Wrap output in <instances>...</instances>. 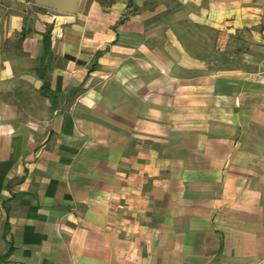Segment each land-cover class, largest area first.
<instances>
[{
    "label": "crops",
    "instance_id": "crops-1",
    "mask_svg": "<svg viewBox=\"0 0 264 264\" xmlns=\"http://www.w3.org/2000/svg\"><path fill=\"white\" fill-rule=\"evenodd\" d=\"M61 13L0 0V264H264V0Z\"/></svg>",
    "mask_w": 264,
    "mask_h": 264
},
{
    "label": "rangeland",
    "instance_id": "rangeland-1",
    "mask_svg": "<svg viewBox=\"0 0 264 264\" xmlns=\"http://www.w3.org/2000/svg\"><path fill=\"white\" fill-rule=\"evenodd\" d=\"M88 1L89 0H78V12L79 10L82 11L83 13L86 11V5H88ZM78 12L72 15L75 16L78 14ZM61 14H65V13H61ZM180 30L187 38H190L191 36L193 37L195 36L198 37V39H200L199 42L197 40V43L192 44L194 49L196 48V50H198V52L200 53L202 52L206 53V48H207L206 42L209 41L210 43L215 37V33L213 31L210 30L206 31L201 27L196 29V27L191 26L190 24L184 25L183 27L180 28ZM245 35L246 33H244L243 31L241 33H237L234 36L236 40L233 42L230 48L224 51L215 50L214 53H212L211 55L212 57H210L209 67H213L214 65V67H219V68L221 67L225 69H235L242 66L244 59L243 54L247 50V46L245 45V43L241 42L240 40H244ZM211 46L212 43L209 45V48H211ZM262 111L264 114V109ZM260 176H261L260 182L264 189V171Z\"/></svg>",
    "mask_w": 264,
    "mask_h": 264
},
{
    "label": "water",
    "instance_id": "water-1",
    "mask_svg": "<svg viewBox=\"0 0 264 264\" xmlns=\"http://www.w3.org/2000/svg\"><path fill=\"white\" fill-rule=\"evenodd\" d=\"M35 3L39 6L68 14L78 12V0H35Z\"/></svg>",
    "mask_w": 264,
    "mask_h": 264
},
{
    "label": "trees",
    "instance_id": "trees-1",
    "mask_svg": "<svg viewBox=\"0 0 264 264\" xmlns=\"http://www.w3.org/2000/svg\"><path fill=\"white\" fill-rule=\"evenodd\" d=\"M48 36H50V32H47L45 37L48 38Z\"/></svg>",
    "mask_w": 264,
    "mask_h": 264
}]
</instances>
